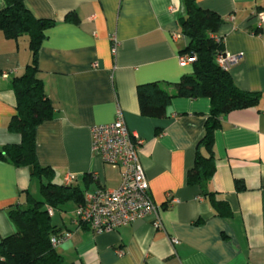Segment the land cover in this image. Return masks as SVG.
<instances>
[{
  "label": "crops",
  "instance_id": "obj_1",
  "mask_svg": "<svg viewBox=\"0 0 264 264\" xmlns=\"http://www.w3.org/2000/svg\"><path fill=\"white\" fill-rule=\"evenodd\" d=\"M195 2L224 21L218 35L225 52L243 56L230 71L235 85L261 95L258 106L226 115L216 132V171L208 189L229 203L227 218L199 187L187 184L210 100L175 98L162 119L144 117L139 105L140 86L173 85L193 74L192 64L179 61L187 41L172 39L181 34L183 0L24 2L34 18L54 22L37 58L55 112L37 128L38 163L55 171L56 184L75 176L72 186L82 198L117 189L122 169L93 153L91 128L113 123L120 109L129 130L144 142L139 158L163 224L160 230L151 220H139L95 234L77 224V201L48 206L53 226L62 237L70 235L56 248L66 264H264V24L257 18L264 0ZM5 7L0 0V12ZM31 62L28 37L10 39L0 31V148L21 142L8 130L17 113L13 80ZM35 179L30 169L0 160V240L16 232L9 211L41 198ZM171 238L179 241L174 249Z\"/></svg>",
  "mask_w": 264,
  "mask_h": 264
},
{
  "label": "trees",
  "instance_id": "obj_2",
  "mask_svg": "<svg viewBox=\"0 0 264 264\" xmlns=\"http://www.w3.org/2000/svg\"><path fill=\"white\" fill-rule=\"evenodd\" d=\"M6 7L0 12V31L7 38L27 36L32 62L25 72L13 80L17 98L16 115L11 119L8 130L21 136L17 145L0 148V160L15 167L30 169L31 177L41 182V198H30L27 207H16L9 211V219L16 232L0 240V264H66L63 256L51 243L53 237H61L53 226L47 207H60L74 200L82 204L81 191L72 184L55 183V171L42 167L36 156V131L44 122L54 118L55 112L42 80L39 78L37 58L46 40V32L54 22L38 20L25 7V0H3ZM184 16L180 19L181 34L188 46L182 53L195 57L193 74L184 76L179 83H159L138 88V100L144 117L162 119L167 115L171 101L175 98H207L211 102L210 114L205 124L203 138L195 150L193 168L187 174V184L199 187L202 196L209 199L220 215H232L228 202L216 198L208 189L216 171V132L223 118L231 112L258 106L259 93L244 92L234 83L230 72L216 63L218 54L224 52V38L217 43L214 36L224 21L214 12L200 8L195 0H183ZM169 88H173L172 92ZM239 191L244 185L237 183Z\"/></svg>",
  "mask_w": 264,
  "mask_h": 264
},
{
  "label": "built area",
  "instance_id": "obj_3",
  "mask_svg": "<svg viewBox=\"0 0 264 264\" xmlns=\"http://www.w3.org/2000/svg\"><path fill=\"white\" fill-rule=\"evenodd\" d=\"M259 24H264V11L257 13ZM174 41L184 40L182 34L172 35ZM217 43L222 42L219 35L214 36ZM112 50L116 53L118 43L112 40ZM243 59L242 55H230L222 52L217 55L216 63L224 71L230 72ZM180 63L190 65L195 57L181 55ZM92 151L108 165L119 167L121 183L117 189H102L88 194L84 202L76 209V222L79 226L88 227L95 234L118 231L120 228L139 220H151L156 229H163L160 219V207L151 198L150 186L144 168L140 162L139 151L144 142L127 127L123 112L118 109L116 120L106 125L91 128ZM76 181L75 176L67 175L65 183L70 185ZM70 235L53 237L51 243L58 247ZM179 244L171 238L173 249Z\"/></svg>",
  "mask_w": 264,
  "mask_h": 264
},
{
  "label": "rangeland",
  "instance_id": "obj_4",
  "mask_svg": "<svg viewBox=\"0 0 264 264\" xmlns=\"http://www.w3.org/2000/svg\"><path fill=\"white\" fill-rule=\"evenodd\" d=\"M34 185H35V188H36V190H37V197H39L40 198V194H39V189H40V183H39V181H38V179H35L34 180Z\"/></svg>",
  "mask_w": 264,
  "mask_h": 264
}]
</instances>
